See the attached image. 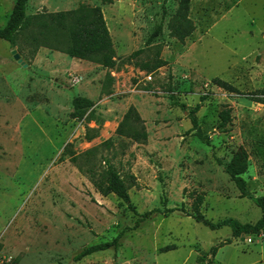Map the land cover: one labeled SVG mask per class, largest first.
Listing matches in <instances>:
<instances>
[{"label": "rangeland", "instance_id": "rangeland-1", "mask_svg": "<svg viewBox=\"0 0 264 264\" xmlns=\"http://www.w3.org/2000/svg\"><path fill=\"white\" fill-rule=\"evenodd\" d=\"M13 2L0 0V26ZM80 4L100 6L114 67L36 43V27L15 44L0 39V257L15 264H264V231L235 237L228 225L213 230L180 210L192 213L201 194L208 220L264 222L223 167L245 149L242 176L253 194H264V103L251 96L264 89V0H190L194 29L184 40L171 33L179 0H27L26 13ZM160 22L161 33L148 40ZM159 60L164 64L154 67ZM77 95L93 102L82 119L70 116ZM197 104L191 114L204 139L192 127ZM130 106L145 141L131 137L141 124L125 121ZM224 109L231 121L220 127ZM107 162L124 179L135 211L94 186L92 176ZM165 207L178 209L129 228L139 214ZM117 236L116 248L75 259ZM167 245L173 248L162 250Z\"/></svg>", "mask_w": 264, "mask_h": 264}, {"label": "trees", "instance_id": "trees-1", "mask_svg": "<svg viewBox=\"0 0 264 264\" xmlns=\"http://www.w3.org/2000/svg\"><path fill=\"white\" fill-rule=\"evenodd\" d=\"M113 0H101L103 3H110ZM190 0H179L177 10L173 22L171 24V33L179 40H184L189 36L194 26L188 18ZM27 0H14L11 13L3 26H0V39L8 41L10 44H15L17 36L25 29L36 27V35L33 40L37 43L38 40L43 39L46 44H51V48H56L66 54L91 61H96L104 67L112 68L116 65V58L112 40L109 34L108 27L103 17L102 10L99 5L80 4L75 8L69 10H62L56 12L42 13L39 16L28 15L26 13ZM38 24L35 26L34 24ZM162 31V22L151 33L148 40L159 35ZM40 38V39H39ZM51 42V43H48ZM139 51H136L138 53ZM134 53V54H136ZM164 64V61L159 60L154 67ZM151 69V68H148ZM212 82L216 85L233 92L239 90L231 83L224 81L218 77H214ZM252 100L264 103V89H258L251 92ZM178 104V103H177ZM93 105L92 100L85 96L77 95L72 99V110L70 116L72 118L82 119L89 108ZM181 108H185L184 104H178ZM199 104L190 111L192 127L195 129V135L200 138H206L201 129L197 125L195 116L191 112H195ZM219 126L224 127L231 121L230 110L224 109L219 113ZM125 121L140 123L138 129L133 130L131 137L137 141H145L147 133L143 126L142 120L133 106H130L124 115ZM119 131L124 133L123 129ZM72 162L76 161L75 156H71ZM248 164V154L245 149L238 148L231 156L230 160L223 163L224 171L229 175L239 190L240 197L250 199L257 205L262 215L264 216V194L255 195L247 186L242 174L246 171ZM92 181L96 189L102 194L107 195L114 193L122 201L126 202L130 209L135 211L134 206L130 202L128 193V186L120 173L114 168L112 164L107 162L106 168L100 171L96 177L92 176ZM203 196L197 195L192 203L193 212L189 213L182 206L181 211L186 215L191 216L195 221L202 223L210 229H218L222 226H230L232 236H239L243 233L259 234L264 231V222L250 227L246 224L240 223L238 220L227 217L218 221H211L204 217L200 211ZM177 207L167 208L162 210L159 208L145 211L135 219L130 229L137 228L142 221L149 218L154 212H161L166 215L168 212L177 210ZM118 236L112 241L97 243L81 249L75 256V259H80L93 252L105 250L110 247H117ZM173 248L172 245H167L162 250ZM215 248H213L214 250Z\"/></svg>", "mask_w": 264, "mask_h": 264}, {"label": "built area", "instance_id": "built-area-1", "mask_svg": "<svg viewBox=\"0 0 264 264\" xmlns=\"http://www.w3.org/2000/svg\"><path fill=\"white\" fill-rule=\"evenodd\" d=\"M148 78H150V76H148ZM0 264H15V263L11 256L3 255L0 257Z\"/></svg>", "mask_w": 264, "mask_h": 264}, {"label": "water", "instance_id": "water-1", "mask_svg": "<svg viewBox=\"0 0 264 264\" xmlns=\"http://www.w3.org/2000/svg\"><path fill=\"white\" fill-rule=\"evenodd\" d=\"M14 58L18 59L19 61H21V59L19 58V55L16 53L15 50H12Z\"/></svg>", "mask_w": 264, "mask_h": 264}]
</instances>
